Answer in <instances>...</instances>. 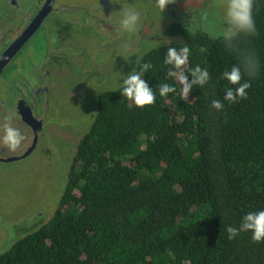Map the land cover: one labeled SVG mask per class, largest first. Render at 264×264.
I'll return each mask as SVG.
<instances>
[{
	"label": "trees",
	"instance_id": "16d2710c",
	"mask_svg": "<svg viewBox=\"0 0 264 264\" xmlns=\"http://www.w3.org/2000/svg\"><path fill=\"white\" fill-rule=\"evenodd\" d=\"M254 15L259 34L249 45L264 64V0ZM163 34L187 44L190 65L207 66L216 87L193 89L187 102L177 89L143 108L119 86L100 90L54 212L37 213L0 264H264V242L226 232L264 208V68L246 99L217 112L210 101L222 98L218 77L234 56L182 22ZM165 51L141 58L153 64L143 77L150 86L164 77Z\"/></svg>",
	"mask_w": 264,
	"mask_h": 264
},
{
	"label": "rangeland",
	"instance_id": "374dc122",
	"mask_svg": "<svg viewBox=\"0 0 264 264\" xmlns=\"http://www.w3.org/2000/svg\"><path fill=\"white\" fill-rule=\"evenodd\" d=\"M79 1L89 3V0ZM139 3L136 0L134 2L135 5ZM176 3L182 7L175 16L179 18L182 12L186 13L189 4L195 6L196 0H178ZM9 4L10 0H0V11L8 9ZM142 6L145 9L142 7L140 12L146 28V37H137L133 43L132 38L129 41L125 37L112 40L113 33L106 34V37L98 33L100 30L104 34L108 24L46 22L36 30L35 36L8 66H17L28 49L35 51L37 57L46 56L51 47L59 49L57 54L47 60L53 76L49 92L46 96L41 92L42 102L39 104L41 114H45L50 134H42L38 146L30 156L12 163H0V252L22 236V231H17L15 225L18 224L20 228L31 227L35 219L28 222V218L33 216L34 212L35 215L41 213L45 220L54 212L53 205L57 206L67 182L77 139L91 125L98 108V93L102 89L117 88L120 85L121 71L127 74L136 66L135 54L130 60H125L123 56L142 53L149 46H152L150 50L157 47V39L161 37L150 39L147 37L148 33L151 37L163 34L170 22L175 20V17L170 15L173 11H169V5L162 16L150 7V2L143 1ZM179 20L182 22L181 18ZM10 26L7 41L15 35L16 23L12 22ZM58 31L65 35H58ZM118 35L120 34L116 36ZM62 38H66L65 41H62ZM96 70L98 73L93 74ZM6 89L4 79H0V92ZM6 123L18 128L23 134L24 139L17 148L23 147L32 133L31 127L17 114L0 105V136L3 135V125ZM0 149L4 155L12 151L2 143Z\"/></svg>",
	"mask_w": 264,
	"mask_h": 264
},
{
	"label": "clouds",
	"instance_id": "9594fccd",
	"mask_svg": "<svg viewBox=\"0 0 264 264\" xmlns=\"http://www.w3.org/2000/svg\"><path fill=\"white\" fill-rule=\"evenodd\" d=\"M173 2L174 0H152L150 7L162 16L166 7ZM109 3L119 5V9L115 10L118 15L112 19V13H104L103 18L114 25L117 34L138 33L143 30L144 24L137 5L129 3L128 0H109ZM256 4L257 0H196L195 6L189 4L186 9V12L190 13L185 22L187 31H198L213 41L219 40L224 50L235 58V62L226 66L218 77L226 82L223 85V96L212 99L209 105L217 112L222 111L226 104L232 105L246 99L251 81L264 68L260 56L249 45L252 38L259 34L254 15ZM158 36L161 38H150L158 40L156 46L166 48L162 60L164 77L154 87L143 78L145 73H149L153 68V64L150 60L141 62V58L147 55L152 46L146 47L142 53L123 56L125 60H130L135 54L136 65L127 74L121 71L119 92L123 97L136 107L143 108L154 105L157 95L167 97L170 93L176 94L177 89L180 99L187 102L193 89L216 87L207 66H202L201 63L190 65L189 60L193 53L187 44L177 47L162 33ZM2 131L0 143L5 147L15 150L21 145L24 136L18 128L6 123ZM226 232L229 240L245 232L251 234L252 241L264 242V208L244 213L239 226L228 225Z\"/></svg>",
	"mask_w": 264,
	"mask_h": 264
},
{
	"label": "flooded vegetation",
	"instance_id": "af4514ba",
	"mask_svg": "<svg viewBox=\"0 0 264 264\" xmlns=\"http://www.w3.org/2000/svg\"><path fill=\"white\" fill-rule=\"evenodd\" d=\"M36 1L38 4L35 3ZM136 1H138V3L139 1H147L152 4V0ZM177 1L178 0H174L173 3L169 4V7H171L169 11H173L172 13H170V15L174 17L176 16L177 11L182 9V7L178 6V4L176 3ZM10 2L11 4H9L8 9L4 8L0 11V59L29 27L30 23L38 16V14L45 6L47 0H10ZM128 2L134 4L135 0H128ZM142 2L137 5L139 11L144 8L142 6ZM118 9L119 5H112L111 3H109V0H89L88 4L87 1L85 2L79 0H76L75 3L71 0H54L50 13L45 18L42 25L46 22H50L49 24H51L52 22L60 23V21L68 24H74V21H78L81 25H83L84 23L98 25L108 24L107 27H105L104 34L101 33L100 30H98V33L105 37L106 34L113 33L114 38L112 40H118L125 37L129 41L132 38V43L133 41H135V39H137V37L143 38V36H145L144 33L146 32L145 25L141 32L120 33V35L116 36L117 32L114 25L108 23L103 17L104 13L105 15H110L112 13V19H115L118 15L117 11L115 10ZM146 9L148 10V8ZM24 15L26 16L24 19H22ZM188 15H190V13L182 12L181 16L179 17L181 18L182 23L186 22ZM179 18L175 17V20L173 21L180 22ZM12 22L16 23V30L14 32L15 35L13 34L10 37V40L7 41L6 37H8V30L10 29V25ZM171 23L172 21L170 22V24ZM37 31H35L31 35L28 41H26V43L9 61L6 58V61L2 63L3 66L0 67V79H4V83L7 86L6 91L2 93L0 92V105L4 106L7 110L17 114L22 119V113H30L29 115L27 114L26 117L28 121H31V124H29V122L25 121L24 119L23 121L28 123V125L32 129V133L28 137L23 147L12 150L8 155H4L2 150L0 149V163L3 164L12 163L14 161H18L30 156L38 146L42 134H50L49 127H47L45 114H41L42 109L39 108V104H41L42 102V97L40 96L41 92L43 91L42 95L44 94L45 96L48 94L51 86V79L53 76V73H51V70L48 67L49 63L47 64V60L51 59L53 54H57L59 52V49H52L51 47L46 52V56L41 55L38 57L36 56L35 51L32 52L31 49H28V52L24 54L25 56H23L21 60H19V64L17 66L11 65L8 68L15 57L20 54L21 50L35 36V33H37ZM58 35L64 36L65 34L58 31ZM147 37L150 38L151 35L148 33ZM65 39L66 38H62V41H65ZM20 71L22 72V76H20ZM95 73H98V70H96V72H93V74ZM85 75L88 76L87 74ZM35 86L38 87L35 88ZM30 118L31 120H29ZM36 137L37 141L35 142ZM70 150L72 151V149ZM26 153L27 155L25 156ZM55 207L56 205L54 204L53 208ZM32 215L33 216H30L28 218V222L35 219V212ZM15 226L17 227L16 230H19L21 232L22 228L18 227V224Z\"/></svg>",
	"mask_w": 264,
	"mask_h": 264
},
{
	"label": "water",
	"instance_id": "95a60500",
	"mask_svg": "<svg viewBox=\"0 0 264 264\" xmlns=\"http://www.w3.org/2000/svg\"><path fill=\"white\" fill-rule=\"evenodd\" d=\"M54 0H47L45 6L41 10V12L38 14V16L30 23L29 27L23 32V34L17 39V41L4 53V56L0 59V67L3 66L2 63L6 61V58L8 61L17 53V51L28 41V39L31 37V35L42 25L45 18L50 13V10L52 8ZM28 115L30 113H27ZM26 113H22L23 119L29 124H31V121H28ZM36 119V118H35ZM31 120V118L29 119ZM37 141V137L35 138V142ZM29 153V152H28ZM27 153L25 154V156Z\"/></svg>",
	"mask_w": 264,
	"mask_h": 264
}]
</instances>
